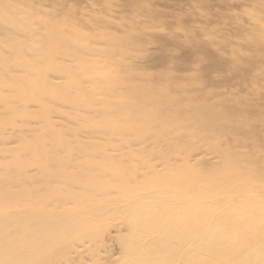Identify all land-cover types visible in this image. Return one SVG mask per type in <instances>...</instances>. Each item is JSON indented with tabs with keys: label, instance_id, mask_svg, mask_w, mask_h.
I'll return each instance as SVG.
<instances>
[{
	"label": "bare ground",
	"instance_id": "obj_1",
	"mask_svg": "<svg viewBox=\"0 0 264 264\" xmlns=\"http://www.w3.org/2000/svg\"><path fill=\"white\" fill-rule=\"evenodd\" d=\"M253 10L254 31L242 43L250 67L264 55L258 23L264 5ZM52 14L25 0H0V264H85L84 255L94 264L110 228L118 264H185L199 252L203 235L200 244L211 258L232 253L212 238L214 229L188 226L199 222L193 214L199 215V194L208 191L199 189V173L228 163L245 190L264 183V154L254 148L261 143L246 121L254 114L250 105L231 94L191 95L179 82L168 84L128 64L130 47L140 41L131 34L135 24L120 37L93 35L80 43L74 27L51 22ZM87 61L113 64L117 70L99 72L119 82L121 96L96 84L103 78L91 76ZM256 76L264 85V65ZM51 103L53 110L46 106ZM107 121L115 128H104ZM204 153L220 163L205 164ZM206 177V185L217 181ZM243 204L219 211L216 228L235 219L264 226V218L243 213ZM257 229L230 235L248 240ZM254 248L242 264H263L264 240Z\"/></svg>",
	"mask_w": 264,
	"mask_h": 264
},
{
	"label": "rangeland",
	"instance_id": "obj_2",
	"mask_svg": "<svg viewBox=\"0 0 264 264\" xmlns=\"http://www.w3.org/2000/svg\"><path fill=\"white\" fill-rule=\"evenodd\" d=\"M25 1L32 3L44 13L52 12V15H47L51 17V22L62 21L72 25L76 34H79V36L75 35V39L80 43L93 35L111 33L120 37L127 31L129 25L135 24L137 28L131 34L134 38L139 36L140 41L137 43V50L136 47H130L132 58L128 64L142 69L151 77L164 79L168 84L179 82L184 86V91L191 95L203 97L206 93H211L208 96L210 98L212 95L226 98L231 94L243 107L250 105L249 108L254 114L246 119L252 124L250 127L252 134L249 135L259 139L261 147L256 145L254 148H258V151L264 154V110H262L264 85L256 76L257 68L264 65V55L257 56L250 67L247 65L249 52L242 46L247 39L245 36L254 31L252 29L254 23L250 19L254 13L253 9L258 4L264 5V0H108L107 7H105L106 0ZM131 1L138 4L140 9L134 10L131 7ZM70 21L74 23L70 24ZM103 21L107 22L105 27L101 24ZM258 23L262 30L259 34L262 37H258L264 41V17L260 18ZM188 33L193 35L192 40L187 38ZM222 40L228 42L224 44ZM87 63L89 64L85 65L88 69L86 70L98 80L103 78L100 70H117L112 63L89 61ZM214 63L218 65L214 66ZM239 76L244 80H251V83L240 85L235 79ZM96 84L106 88L115 98L121 96L117 91L120 84L112 77H104L96 81ZM46 106L51 110L56 108L52 103ZM115 126V122L107 121L103 127L115 128ZM227 128H230L233 134L236 133L231 125ZM242 135L237 134L241 138L244 137ZM202 156H204L205 164L219 162L216 157L206 153ZM203 162L202 164L205 165ZM217 165L219 171L206 175L217 180L213 185H206L205 182L211 178L200 176V170L197 172L201 181L198 184L199 189L204 190L208 187V191L199 194L201 198L198 204L199 215L193 214L194 218L199 220L197 223L199 225L196 224L194 227L195 224L190 223L188 230L195 228L203 232L212 228L214 229L212 238L226 242L234 251L217 256L218 260L211 258V254L200 244L203 235L197 239L199 252L192 254L193 256L189 259H183L185 264H191L193 261L199 264H215L217 261L221 264H242L249 255L255 254V244L264 240V226L254 224L246 226L239 219L228 222L219 229L216 228L217 213L224 211L228 208L227 206H236L241 202L245 204L240 208L243 209V213H248V218L254 220L264 218L261 213L264 212V183L260 185L257 182L258 187L253 191L245 190L242 187L243 183L235 178V174L230 175L231 172L236 173L235 166L228 163ZM261 169L263 172L264 164ZM241 187L242 190H240ZM226 194L231 198L227 196L226 199L223 198ZM177 209L172 211H178ZM254 229H257L256 234L248 240L230 235L232 231L245 233ZM182 233H184L182 230L177 232V234ZM108 235L105 247L98 250L97 256L93 259L94 264L120 262V249L115 242L108 241V238L114 235L113 228H110ZM162 244L159 242V246ZM159 246L153 250L157 251ZM260 260L264 264V254ZM84 263L92 264L89 257L85 255Z\"/></svg>",
	"mask_w": 264,
	"mask_h": 264
}]
</instances>
